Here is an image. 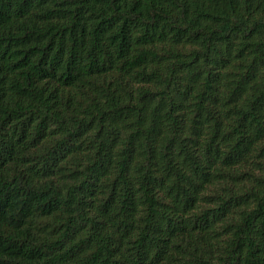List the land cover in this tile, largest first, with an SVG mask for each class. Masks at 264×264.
Instances as JSON below:
<instances>
[{
  "label": "trees",
  "instance_id": "1",
  "mask_svg": "<svg viewBox=\"0 0 264 264\" xmlns=\"http://www.w3.org/2000/svg\"><path fill=\"white\" fill-rule=\"evenodd\" d=\"M0 264H264V0H0Z\"/></svg>",
  "mask_w": 264,
  "mask_h": 264
}]
</instances>
